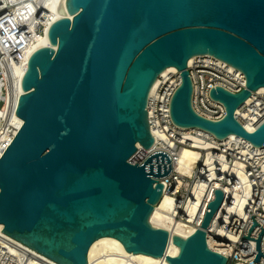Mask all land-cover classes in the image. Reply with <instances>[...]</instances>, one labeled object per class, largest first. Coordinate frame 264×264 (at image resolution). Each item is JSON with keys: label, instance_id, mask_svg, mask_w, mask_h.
Listing matches in <instances>:
<instances>
[{"label": "water", "instance_id": "water-1", "mask_svg": "<svg viewBox=\"0 0 264 264\" xmlns=\"http://www.w3.org/2000/svg\"><path fill=\"white\" fill-rule=\"evenodd\" d=\"M67 8L73 19L49 28L56 48L41 46L27 60L15 112L24 122L0 156V230L59 264H88L90 246L102 236L171 264H228L207 241L223 190L216 189L195 232L172 237L150 222L171 156L156 150L142 163L130 159L138 142L147 149L155 143L147 105L168 66L182 76L170 105L177 125L264 145V122L250 131L236 117L264 86V0H67ZM199 54L246 77L239 92L211 89L226 107L220 120L192 105L188 64ZM263 235L264 228L256 261ZM170 239L180 247L175 256L167 253Z\"/></svg>", "mask_w": 264, "mask_h": 264}, {"label": "built area", "instance_id": "built-area-1", "mask_svg": "<svg viewBox=\"0 0 264 264\" xmlns=\"http://www.w3.org/2000/svg\"><path fill=\"white\" fill-rule=\"evenodd\" d=\"M188 69L193 83V108L201 116L212 120H220L226 114L224 103L211 97L212 88L222 86L232 92H239L246 87L243 71L210 54L195 55L192 63L188 64ZM157 81L154 91L149 96L147 110L152 134L157 133L162 138L160 142L155 140L154 145L148 149L143 145L142 147L137 145L138 149L130 160L134 163H142L150 153L156 151L154 150L156 147L163 145L172 150L171 154L167 153L172 158L173 169L169 175L161 178V182L166 184L163 193L175 196L179 205L183 203L196 205L197 211L193 221L189 218V212H185L184 209V220L195 225L196 230L201 226L209 203L215 199L216 189L220 188L224 192L223 206L227 200L232 201L227 198L226 188L234 190L235 186L240 184L241 192L246 197L243 212L240 213L238 208L230 213L224 209L218 218L215 214L207 228L208 245L210 247L212 245L225 255L228 264L264 262V255L256 261L257 239L264 228V145L255 146L250 141L232 135L219 139L213 133L201 128L177 125L171 117L170 105L173 94L182 81L181 71L176 67L168 69L158 76ZM240 109L248 115L244 119L255 126L253 129L255 130L264 122V90L252 91ZM236 117L243 124L238 114ZM193 137L213 143L211 148L205 149L207 151L205 154H210V159L207 162L204 154L193 174L183 175L174 167L177 153L183 147L205 151L195 146ZM238 162L244 165L241 169L247 176L246 182H242L240 177L233 173ZM217 182L224 188L217 187ZM215 219L217 222L212 227ZM254 220L258 225L250 232ZM0 237L6 239L1 235ZM261 250L264 254V235ZM30 257L26 252L21 256L13 255L0 243V264H51L37 257L34 258L38 263H31Z\"/></svg>", "mask_w": 264, "mask_h": 264}, {"label": "bare ground", "instance_id": "bare-ground-1", "mask_svg": "<svg viewBox=\"0 0 264 264\" xmlns=\"http://www.w3.org/2000/svg\"><path fill=\"white\" fill-rule=\"evenodd\" d=\"M73 16L67 8V0H0V156L24 122L15 112L18 96L24 92L20 90V87L27 70V60L41 46L51 45L56 48L55 45L51 44L48 35L51 24L61 17L73 19ZM193 59L194 56L189 59V64L192 63ZM174 68L175 66H168L161 73H165L168 69ZM157 82L156 79L150 90V94L154 91ZM259 90H264V86L260 87ZM236 114H238L239 119L248 130L251 131L255 128V126L244 119L248 115L242 112L240 107L236 110ZM3 121L5 122L3 123ZM153 134L155 135L156 142H160L162 137L157 133ZM231 135L245 139L235 133ZM193 140L195 146L204 150L213 146L212 142L199 137H193ZM137 145L142 147L140 142ZM154 150H164L169 154L172 153V150L164 145L156 147ZM206 152V150L201 151L199 149L183 147L175 157V169L183 175H192L201 156ZM209 156L210 154H205L207 162L210 159ZM243 167L244 165L238 162L233 173L239 176L242 182H246L247 176L241 169ZM216 186L224 188L219 182L216 183ZM241 188L242 186L240 184H237L234 190L226 188L227 198L232 199V201L227 200L223 204L216 212L217 218L224 209L230 213L239 208V212H243L246 197L243 196ZM184 209L185 212H189V218L193 221L194 214L197 211L196 205L190 203L179 205L175 196L163 193L161 200L154 207L150 216V222L155 227L170 231L172 237L174 235L187 237L196 231V227L190 224V221L184 220ZM216 222L217 219L213 221L211 226L214 227ZM0 235L6 238L1 239L0 237V243L6 246L13 255L21 256L26 252L31 256V263H38L34 258L37 257L51 264H59L1 230ZM211 248L215 249L212 245ZM215 250L217 251V249ZM179 251L180 247L173 239H170L167 246V253L175 256ZM88 264L171 263L165 256L155 257L142 252H128L123 243L116 237L102 236L91 244L88 253ZM259 264H264V262Z\"/></svg>", "mask_w": 264, "mask_h": 264}, {"label": "rangeland", "instance_id": "rangeland-1", "mask_svg": "<svg viewBox=\"0 0 264 264\" xmlns=\"http://www.w3.org/2000/svg\"><path fill=\"white\" fill-rule=\"evenodd\" d=\"M4 122H5V121H3V123H4ZM3 123H2V124H3Z\"/></svg>", "mask_w": 264, "mask_h": 264}]
</instances>
